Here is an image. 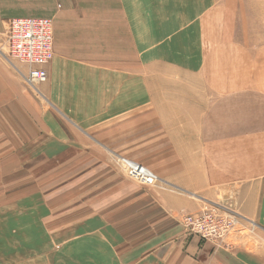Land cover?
Segmentation results:
<instances>
[{
  "label": "crops",
  "instance_id": "crops-1",
  "mask_svg": "<svg viewBox=\"0 0 264 264\" xmlns=\"http://www.w3.org/2000/svg\"><path fill=\"white\" fill-rule=\"evenodd\" d=\"M13 16L0 11V264H264V37L172 70L162 109L151 74L157 106L127 112L110 63L102 92L75 93L88 68L58 45L31 88L8 56ZM143 125L156 144L128 137ZM123 159L157 181L129 178ZM207 204L241 218L228 247L183 225Z\"/></svg>",
  "mask_w": 264,
  "mask_h": 264
},
{
  "label": "rangeland",
  "instance_id": "rangeland-1",
  "mask_svg": "<svg viewBox=\"0 0 264 264\" xmlns=\"http://www.w3.org/2000/svg\"><path fill=\"white\" fill-rule=\"evenodd\" d=\"M0 11L14 15L10 20L50 21L52 41L46 64L58 45L71 52L72 61L88 68L84 86L77 85L84 81L73 70L72 79H78L71 87L75 93H80V87L92 95L102 92L103 71H109L104 64L110 63L111 99L125 93L127 112L150 113L157 104L160 109L166 106L169 92L164 90L173 78L170 72L182 71L190 59L197 61L223 42L237 45L264 37V0H0ZM151 74L160 85L159 102L152 100L153 87L146 81ZM147 116L143 119H150ZM127 131L130 138L144 139L136 145L156 144L150 137L155 131L151 125ZM157 143L169 145L161 134Z\"/></svg>",
  "mask_w": 264,
  "mask_h": 264
},
{
  "label": "built area",
  "instance_id": "built-area-1",
  "mask_svg": "<svg viewBox=\"0 0 264 264\" xmlns=\"http://www.w3.org/2000/svg\"><path fill=\"white\" fill-rule=\"evenodd\" d=\"M51 32L50 21L42 17H19L10 20L9 23L8 56L29 66L23 79L35 90L47 80V72L42 66L50 58ZM122 161L128 163L124 169L129 178L147 185L157 181V176L151 171L144 173V167L125 159ZM240 222L241 218L238 215L221 212L208 204L198 213L187 214L183 218V225L190 234L202 240L213 241L219 247L230 245L228 237L237 231Z\"/></svg>",
  "mask_w": 264,
  "mask_h": 264
},
{
  "label": "bare ground",
  "instance_id": "bare-ground-1",
  "mask_svg": "<svg viewBox=\"0 0 264 264\" xmlns=\"http://www.w3.org/2000/svg\"><path fill=\"white\" fill-rule=\"evenodd\" d=\"M250 1H253V0H250ZM256 1H257V0H256ZM240 13H241V12H240ZM241 17H242V16H241ZM240 21H241V20H240ZM240 26H241V25H240ZM239 30H240V29H239ZM243 38H244V36H243ZM124 163H125V166L128 164L127 162H124ZM124 163H123V165H124ZM130 164H132V163H130ZM135 164H136V163H135ZM146 169H147V168H146ZM146 169L143 168V172H144V173H147L148 170H146Z\"/></svg>",
  "mask_w": 264,
  "mask_h": 264
},
{
  "label": "water",
  "instance_id": "water-1",
  "mask_svg": "<svg viewBox=\"0 0 264 264\" xmlns=\"http://www.w3.org/2000/svg\"><path fill=\"white\" fill-rule=\"evenodd\" d=\"M140 166V165H139Z\"/></svg>",
  "mask_w": 264,
  "mask_h": 264
}]
</instances>
